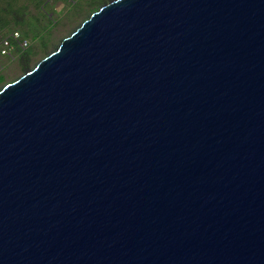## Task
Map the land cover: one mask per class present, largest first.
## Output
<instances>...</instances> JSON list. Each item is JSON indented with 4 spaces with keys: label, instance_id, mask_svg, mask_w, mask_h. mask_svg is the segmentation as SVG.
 Instances as JSON below:
<instances>
[{
    "label": "water",
    "instance_id": "water-1",
    "mask_svg": "<svg viewBox=\"0 0 264 264\" xmlns=\"http://www.w3.org/2000/svg\"><path fill=\"white\" fill-rule=\"evenodd\" d=\"M0 264H264V0H118L5 88Z\"/></svg>",
    "mask_w": 264,
    "mask_h": 264
},
{
    "label": "rangeland",
    "instance_id": "rangeland-1",
    "mask_svg": "<svg viewBox=\"0 0 264 264\" xmlns=\"http://www.w3.org/2000/svg\"><path fill=\"white\" fill-rule=\"evenodd\" d=\"M111 0H18L17 8L22 11L15 13L20 21L34 20L38 25L46 26L52 20L53 24L44 27L41 32L30 38L32 53L26 60L4 58L0 66V89L27 71L33 69L38 62L55 50L61 40L74 31L85 19ZM13 7L12 0L7 1ZM5 7V6H3ZM13 30H20L19 25ZM24 29V27H23ZM27 30V28L25 29ZM10 31V32H11ZM22 31V30H20ZM24 31V30H23ZM7 32V31H5ZM3 36L0 32V37Z\"/></svg>",
    "mask_w": 264,
    "mask_h": 264
},
{
    "label": "trees",
    "instance_id": "trees-1",
    "mask_svg": "<svg viewBox=\"0 0 264 264\" xmlns=\"http://www.w3.org/2000/svg\"><path fill=\"white\" fill-rule=\"evenodd\" d=\"M7 1H10V0H0V32H2L3 34V36L0 37V40L18 31L21 33L22 39L28 40L29 44H31L30 38L32 40V37L39 34L44 27L49 26L54 23V21L52 22L51 20L49 24H47L46 26H42V25H38L36 21H34L33 19L30 20V18L28 20L20 21L17 19V16L15 14V13L22 11L21 8L20 9L17 8L16 4L18 0H12L14 2L13 7L9 6V4L6 3ZM94 10L96 11V9ZM16 25H19V28L22 31L20 30L11 31L15 28L13 26H16ZM26 28L27 30H25ZM29 46L24 48L20 46L18 43H14V46L12 49V57H9V58L19 57L23 61L26 60L28 56L32 53L31 48ZM0 78L4 80L5 77L4 75H1L0 73Z\"/></svg>",
    "mask_w": 264,
    "mask_h": 264
},
{
    "label": "built area",
    "instance_id": "built-area-1",
    "mask_svg": "<svg viewBox=\"0 0 264 264\" xmlns=\"http://www.w3.org/2000/svg\"><path fill=\"white\" fill-rule=\"evenodd\" d=\"M14 43H18L24 48L29 46V41L22 39V35L18 31L14 32L8 37L2 38L0 40V66L4 58L12 57Z\"/></svg>",
    "mask_w": 264,
    "mask_h": 264
},
{
    "label": "bare ground",
    "instance_id": "bare-ground-1",
    "mask_svg": "<svg viewBox=\"0 0 264 264\" xmlns=\"http://www.w3.org/2000/svg\"><path fill=\"white\" fill-rule=\"evenodd\" d=\"M116 1H118V0H111L110 2L105 3V4L102 5L99 9H97L96 11H94V12L89 16V18L85 19V20H84V21H83V22H82V23H81V24H80V25H79L74 31H72L68 36L64 37V38L61 40L59 46H58L55 50H53V51H52L51 53H49L46 57H44L43 59H41V60L38 62V64H37L33 69L27 71L26 73H24L23 75H21V76H20L19 78H17L16 80H14V81H12V82L7 83L6 85H4V86L0 89V93H1L5 88H7L9 85L15 83L16 81L20 80L21 78H23V77H25L26 75H28L29 73H31V72H32L34 69H36V68L38 67V65H39L42 61H44L46 58H48V57H50L51 55H53V54H55L56 52H58V51L60 50V48L62 47L64 41H65L67 38H70L74 33L78 32V31L83 27L84 23L87 22V21H89L95 13H99V12L101 11L102 8L108 6V5H110V4H112V3L116 2Z\"/></svg>",
    "mask_w": 264,
    "mask_h": 264
}]
</instances>
